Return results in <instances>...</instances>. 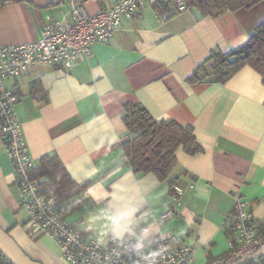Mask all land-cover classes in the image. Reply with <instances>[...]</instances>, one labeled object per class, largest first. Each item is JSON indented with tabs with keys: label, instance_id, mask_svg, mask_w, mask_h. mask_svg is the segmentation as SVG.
I'll list each match as a JSON object with an SVG mask.
<instances>
[{
	"label": "crops",
	"instance_id": "crops-1",
	"mask_svg": "<svg viewBox=\"0 0 264 264\" xmlns=\"http://www.w3.org/2000/svg\"><path fill=\"white\" fill-rule=\"evenodd\" d=\"M115 0H85L90 13ZM69 16L66 0H0V45L36 41L49 18ZM264 21V1L250 8L201 16L196 9L162 21L153 5L123 20L108 43H94L71 67L34 65L5 81L28 152L39 164L55 153L72 180L83 186L63 202L81 233L102 243L112 238L155 246L160 233L191 241L194 264L228 251L231 228L223 226L233 197L241 195L264 234V84L245 65L225 83H187L212 49L233 50ZM140 103L156 120L191 125L203 151L179 147L177 198L152 173L134 174L117 144L127 135L123 105ZM18 188L0 140V226L33 259L67 264L59 247L31 234L18 208ZM171 209L172 214L164 216ZM55 244V245H54ZM169 247L175 246L172 239Z\"/></svg>",
	"mask_w": 264,
	"mask_h": 264
},
{
	"label": "built area",
	"instance_id": "built-area-1",
	"mask_svg": "<svg viewBox=\"0 0 264 264\" xmlns=\"http://www.w3.org/2000/svg\"><path fill=\"white\" fill-rule=\"evenodd\" d=\"M69 16L47 19L36 41L0 45V140L12 167L18 188V208L26 214L24 225L31 234L47 236L59 247L67 264H194L191 241L160 233L155 246L139 241L112 238L102 243L84 236L62 212L57 194L48 191L41 177L32 176L37 164L28 152L15 105L18 95L5 81L18 77L34 65H49L62 72L91 54L94 43H108L123 20L138 14L146 5L161 3L165 12L156 16L164 21L188 10L185 0H115L108 7L90 13L85 0H66ZM172 214L168 209L164 216ZM223 226L231 228L228 251L206 264H234L264 247V234L257 233L252 214L241 195L236 193ZM174 240L175 246L168 243ZM241 264H264V252Z\"/></svg>",
	"mask_w": 264,
	"mask_h": 264
},
{
	"label": "trees",
	"instance_id": "trees-1",
	"mask_svg": "<svg viewBox=\"0 0 264 264\" xmlns=\"http://www.w3.org/2000/svg\"><path fill=\"white\" fill-rule=\"evenodd\" d=\"M261 1L264 0H185V3L188 9H196L201 16H215L225 10L250 8ZM153 7L155 12L163 14L166 5L156 3ZM245 65L257 71L264 84V21L256 26L243 45L227 52L212 49L185 81L225 83ZM121 118L128 132L117 144L133 173H152L159 181L167 183L170 197L177 198L175 186L179 184V179L172 176L177 165L176 150L182 147L190 155L203 151L194 128L181 125L174 119L156 120L140 103L126 102ZM32 176L43 178L48 191L57 194L63 214L67 215L76 209L77 201L63 202L76 196L83 186L72 180L55 153L41 157L39 164L32 170ZM0 264L11 263L0 253Z\"/></svg>",
	"mask_w": 264,
	"mask_h": 264
},
{
	"label": "water",
	"instance_id": "water-1",
	"mask_svg": "<svg viewBox=\"0 0 264 264\" xmlns=\"http://www.w3.org/2000/svg\"><path fill=\"white\" fill-rule=\"evenodd\" d=\"M264 252V247L251 255H248L234 264H241L252 260ZM0 253L4 255L11 264H44L43 262L31 258L14 240V238L0 226Z\"/></svg>",
	"mask_w": 264,
	"mask_h": 264
},
{
	"label": "rangeland",
	"instance_id": "rangeland-1",
	"mask_svg": "<svg viewBox=\"0 0 264 264\" xmlns=\"http://www.w3.org/2000/svg\"><path fill=\"white\" fill-rule=\"evenodd\" d=\"M188 10H185L183 12H187ZM181 13V12H180ZM25 213V212H24ZM43 240L47 242V244L52 245V240L48 238L47 236H43ZM55 245V244H54Z\"/></svg>",
	"mask_w": 264,
	"mask_h": 264
}]
</instances>
